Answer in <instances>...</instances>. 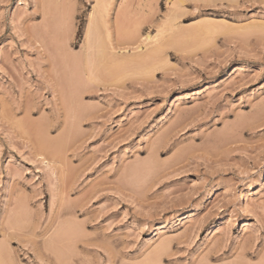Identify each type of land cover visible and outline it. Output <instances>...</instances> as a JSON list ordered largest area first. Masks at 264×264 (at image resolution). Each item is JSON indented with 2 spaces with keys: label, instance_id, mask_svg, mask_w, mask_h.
I'll list each match as a JSON object with an SVG mask.
<instances>
[{
  "label": "rangeland",
  "instance_id": "374dc122",
  "mask_svg": "<svg viewBox=\"0 0 264 264\" xmlns=\"http://www.w3.org/2000/svg\"><path fill=\"white\" fill-rule=\"evenodd\" d=\"M106 1L0 0V264H264V0Z\"/></svg>",
  "mask_w": 264,
  "mask_h": 264
},
{
  "label": "bare ground",
  "instance_id": "6f19581e",
  "mask_svg": "<svg viewBox=\"0 0 264 264\" xmlns=\"http://www.w3.org/2000/svg\"><path fill=\"white\" fill-rule=\"evenodd\" d=\"M104 1H106V0H104ZM108 1H109V0H107L106 2H108ZM100 2H101V1H100ZM102 2H103V0H102ZM108 3H109V2H108ZM110 3H112V2H110ZM104 4H105V3H101V4L99 5V7H97L98 5L96 4L97 9H96V7H95V9H96L97 11H99V12H97V13L99 14V15L97 14L99 17L94 13V12H95V11H94L95 9H94V10H93V11H94L93 14H95L96 16L94 15L93 19H96L95 17H98V18H102V19H99V21H100V20H101V21L103 20L105 14H106V11H105V10H108V9H107V6L109 5V4H108V5L106 6V5H104ZM98 8H100V9H98ZM108 8H109V7H108ZM100 10H102L103 12L105 11V12L103 13V12L100 11ZM103 14H104V15H103ZM107 16H108V14H107ZM107 16H106V17H107ZM97 20H98V19H97ZM105 20H106V19H105ZM99 21H96V22H94V23H97V22H99ZM101 21H100V23H102L104 20H103L102 22H101ZM104 23L107 24V22H103V24H104ZM103 24H101V25H103ZM92 25H95V24L92 23ZM92 25L89 26V30H90V27H91V28H92V27L95 28V27L97 26V24H96V26H92ZM98 26H99V24H98ZM99 27H101V26H99ZM99 27H96L95 29H98ZM105 27H106V26H105ZM107 28H108V27H107ZM95 29H94V32H95L96 34H95V35L92 34V36H95V37H96V35H97V36H98L99 34L102 35L103 32L100 33V32L102 31V27L100 28L101 31L98 30V31L96 32ZM87 30H88V29H87ZM106 30H107V29H106ZM106 30H105V31H106ZM92 31H93V30H92ZM99 31H100V32H99ZM98 32H99V34H98ZM90 33H92L91 30H90ZM86 34H87V33H86ZM88 35H89V34H88ZM88 35H87V36H88ZM100 35H99V36H100ZM88 37H90V36H88ZM88 37H87L86 39H88ZM92 38H93V37H92ZM97 38H98V37H97ZM97 38H96V39H97ZM99 38H100V37H99ZM148 38H150V37H148ZM148 38H147V40H148ZM96 39H94L95 43H99V44L104 40L103 38H100V41H101V42H100L98 39H97V41H96ZM102 39H103V40H102ZM88 40H90V39H88ZM88 40H86V41H88ZM91 41H92V40H91ZM91 41H89L90 44H91ZM104 42H105V41H104ZM104 42L101 43V44H103V47H104ZM92 43H94V42L92 41ZM86 44H87V43H86ZM99 44H98V45H99ZM91 45H92V44H91ZM93 45H94V44H93ZM98 45L95 44V46H98ZM86 46H87V45H86ZM100 46H102V45H100ZM88 47H89V46H88ZM103 47H100L101 50H102ZM105 47H106V46H105ZM95 48H97V47H95ZM98 48H99V46H98ZM88 49H90V47H89ZM92 49H94V48L91 47L90 51H91ZM97 50H98V49H97ZM104 50H106V49H103V50L101 51V53H102ZM90 51L88 50V52H90ZM92 53H93V50H92ZM96 53H97V51H96ZM96 53L94 52V54H96ZM98 53H100V52H98ZM101 53H100V55H101ZM87 54H88V53H86V55H87ZM94 54H93V55H94ZM103 54H104V52H103ZM90 55H92V54H90ZM95 56H96V55H95ZM98 56H99V55H98ZM88 57H89V54H88ZM90 58H92V57L90 56ZM95 58L97 59L98 57H95ZM88 59H89V58H88ZM96 59H95V60H96ZM116 60H117V59H116ZM118 60H119V58H118ZM118 60H117V61H118ZM90 61H91V60H90ZM117 61H116V62H117ZM119 61H120V60H119ZM92 62H95V61H92ZM97 63H98V62H97ZM119 63H121V61H120ZM119 63H118V64H119ZM95 64H96V63H95ZM98 65H99V64H98ZM67 78H68V77H67ZM70 80H71V79H70ZM65 81H66V80H65ZM65 81H64V82H65ZM69 83H70V81L68 82V84H69ZM66 94H67V93H66ZM76 95H77V94H76ZM76 95H75V98H76V97L79 98V95H77V96H76ZM68 98H69V97H68ZM77 98H76V99H77ZM42 147H43V146H42ZM206 194H207V195H206V196L204 195V198H203V199H204L206 202H208V201H209L210 199H212V197L214 196V190H213V188H209ZM192 212H193L192 207H191V206H190V207H187L186 209H184V211H183V213H182L181 215H178V216L176 217V218H177V222H183V221L189 219V218L191 217V213H192ZM212 226H213V227H212L211 229L209 228V230H208L209 232H208L207 236H212V235L214 234V232L216 231V229L219 227V224H218V223H214V225H212Z\"/></svg>",
  "mask_w": 264,
  "mask_h": 264
}]
</instances>
